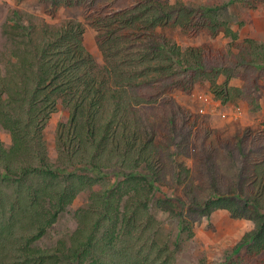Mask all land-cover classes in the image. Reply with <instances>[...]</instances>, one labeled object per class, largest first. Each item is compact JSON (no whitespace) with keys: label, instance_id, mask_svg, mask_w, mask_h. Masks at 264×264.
I'll return each mask as SVG.
<instances>
[{"label":"trees","instance_id":"1","mask_svg":"<svg viewBox=\"0 0 264 264\" xmlns=\"http://www.w3.org/2000/svg\"><path fill=\"white\" fill-rule=\"evenodd\" d=\"M230 1L247 9L264 4ZM117 4H55L81 8L96 32L99 71L82 25L73 21L39 32L18 29L8 38L11 49L0 54V128L11 141L8 149L0 142V264H175L174 250L157 241L161 224L150 211L162 185L179 186L186 197L178 236L192 238V224L224 210L253 224L234 249L244 253L233 263L264 264V128L220 141L172 97L206 81L221 104L242 101L257 110L264 43L237 41L216 9L161 0ZM176 27L190 38L223 34L228 48L182 49L164 33ZM59 102L68 117L57 124L51 163L44 129ZM222 150L242 161L233 181L220 174ZM84 191L88 200L74 212L69 238L39 246ZM165 200L158 204L171 210Z\"/></svg>","mask_w":264,"mask_h":264},{"label":"rangeland","instance_id":"2","mask_svg":"<svg viewBox=\"0 0 264 264\" xmlns=\"http://www.w3.org/2000/svg\"><path fill=\"white\" fill-rule=\"evenodd\" d=\"M58 1L60 0H0V54L3 55L11 49L9 36L20 33L23 27L39 32L43 25L57 27L73 21L82 25L84 46L96 65V71H99L103 66V59L96 44L95 30L86 24L80 7H56L55 4ZM118 1L117 6L119 7L132 0ZM161 2L216 9L220 20L227 22L229 28L236 34L237 41L250 39L257 43H264V4L254 9H247L230 0H161ZM164 33L182 49L201 45H210L215 49L228 48L227 45L230 42V39L224 37L223 34L215 38L208 35L190 38L177 27L165 29ZM0 68H2L1 64ZM222 81L220 79L218 83ZM239 83L237 80L231 82L233 86ZM256 95L257 110L248 107L242 101L221 104L214 99L209 90V83L205 81L196 85L190 94L174 91L172 97L179 106L202 118L211 133L220 141L231 143L245 129L264 128V85L259 86ZM67 117V110L59 102L44 129L47 157L51 163L55 161L57 155L55 140L57 124L65 123ZM210 139L213 138L210 137ZM0 142L6 149L11 146L8 133L1 128ZM220 158L223 163L220 167V174L230 177L233 181L242 169V161H234V155L224 150L220 152ZM184 163L187 167L191 165V162L185 159ZM201 164L204 165L202 162ZM88 196L87 191L78 194L73 203L59 216L58 222L38 242V245L52 247L58 240H67L76 228L74 212L86 205ZM166 198L172 205L171 210L158 204V201L166 203ZM185 198L179 186L162 185L161 192L154 195L150 211L161 224L160 234L157 237L158 243L174 250L175 264H199L201 260L205 264H236L233 260L238 255L242 256L244 252L240 249L237 254H234L233 251L244 233L253 229L252 222L231 219L226 211L218 210L198 223L192 224V238L188 239L186 232L178 236L179 215L185 216L184 212L188 210Z\"/></svg>","mask_w":264,"mask_h":264}]
</instances>
